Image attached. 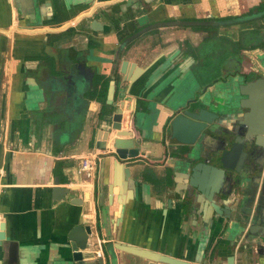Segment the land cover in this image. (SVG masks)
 <instances>
[{"label": "crops", "instance_id": "obj_1", "mask_svg": "<svg viewBox=\"0 0 264 264\" xmlns=\"http://www.w3.org/2000/svg\"><path fill=\"white\" fill-rule=\"evenodd\" d=\"M174 22L198 24L139 34ZM232 48L246 63L264 57V0H0V264H10L9 242L17 244L13 264H72L61 244L76 225L91 230L80 264H165L117 244L188 264H227L231 256L233 264H264V240L261 248L230 246L215 224L201 239L169 192L181 162L167 141L170 121L212 93L211 81L236 71ZM122 61L144 70L132 84L122 82ZM124 97L144 107L128 128L139 158L121 162L101 113L109 105L114 113ZM100 131L109 132L105 150L96 148ZM85 158L95 160L90 179L81 172ZM55 187L69 189L61 202Z\"/></svg>", "mask_w": 264, "mask_h": 264}, {"label": "water", "instance_id": "obj_2", "mask_svg": "<svg viewBox=\"0 0 264 264\" xmlns=\"http://www.w3.org/2000/svg\"><path fill=\"white\" fill-rule=\"evenodd\" d=\"M197 24L192 22L157 23L141 30L139 34L153 28ZM79 69L86 79L88 73L85 74L84 70ZM143 73L144 70L137 67L135 63L122 61L120 64L119 74L122 75V82L126 85L135 82ZM240 95L244 97L240 107L249 111L244 115L243 122L250 126L247 129V136L257 134L256 146L264 145L261 144L264 135V80L241 87ZM126 102H128L127 98L121 99L114 113L111 111L112 106L109 105V109L104 108L101 116L103 121L108 123L109 130L115 132L112 148L116 159L121 162L139 158L140 149L134 146V140L128 128L131 113L135 112L131 119L134 120L133 125L137 127L135 120L139 114H143L144 107L143 101H136L134 106H128ZM203 103L199 98L188 101L175 111L176 116L170 121L168 144L173 146L181 162L174 169L172 175L174 187L169 192L173 191L174 196L177 197L175 201L181 217H187L193 221L194 226L198 227V237L201 239L209 236L211 228L215 224L222 228L223 236L225 233L230 234V246L239 242L242 249H246L249 244H256L261 248L262 240H264L261 239L264 238V216L261 215L260 208L255 204L252 206L253 196L259 192L261 180L253 184L251 178L241 176L238 170L234 169L240 152V147L235 143L227 155L221 157L216 165H211V157L214 155L213 159L217 158L218 156L215 154L219 151L217 139H213L208 134V130L213 128V118H216V115L200 108ZM105 112L109 113L107 119ZM108 135V131H100V137L96 144L98 150L106 149ZM127 163L123 167L126 174L125 181L132 184L134 180L130 178V174L134 164ZM52 191L56 195L53 198L56 202L63 201L64 197L69 194V189L58 187L53 188ZM168 206H172V199H168ZM4 227L0 216L1 248L6 241ZM90 236L89 226L76 225L66 232L61 247L70 253L72 264L83 262L85 252L89 247ZM250 236L255 239L258 236L262 237L251 242ZM116 248L155 262L188 264L131 246L117 244ZM16 250L17 244L9 242L6 252H4V256L8 255L7 263H17L18 253ZM227 264H233L232 256L227 259Z\"/></svg>", "mask_w": 264, "mask_h": 264}, {"label": "flooded vegetation", "instance_id": "obj_3", "mask_svg": "<svg viewBox=\"0 0 264 264\" xmlns=\"http://www.w3.org/2000/svg\"><path fill=\"white\" fill-rule=\"evenodd\" d=\"M232 49L240 58L236 71L220 75L210 82L208 88L213 91L205 95L200 108L216 115V118H213V128L208 130V134L217 139L219 151L215 154L217 158L213 159L214 155L211 157V165H216L221 157L227 155L234 143L239 146L240 152L234 169L238 170L241 176L251 178L253 184L261 180L260 190L253 196L252 202V206L255 204L260 208L264 206V145L256 146L257 134L247 136L250 126L243 122L244 115L249 111L240 107L244 99L240 95V88L264 80V57L263 62L258 64L246 63L239 49ZM262 139L261 144H264V135Z\"/></svg>", "mask_w": 264, "mask_h": 264}, {"label": "built area", "instance_id": "obj_4", "mask_svg": "<svg viewBox=\"0 0 264 264\" xmlns=\"http://www.w3.org/2000/svg\"><path fill=\"white\" fill-rule=\"evenodd\" d=\"M81 172L86 178H93L95 173V160L93 158L83 159L81 161Z\"/></svg>", "mask_w": 264, "mask_h": 264}, {"label": "rangeland", "instance_id": "obj_5", "mask_svg": "<svg viewBox=\"0 0 264 264\" xmlns=\"http://www.w3.org/2000/svg\"><path fill=\"white\" fill-rule=\"evenodd\" d=\"M262 59H263V58L261 57V58H260V62H263V60H262ZM212 60L214 61V59H213V58H210V62H211Z\"/></svg>", "mask_w": 264, "mask_h": 264}, {"label": "trees", "instance_id": "obj_6", "mask_svg": "<svg viewBox=\"0 0 264 264\" xmlns=\"http://www.w3.org/2000/svg\"><path fill=\"white\" fill-rule=\"evenodd\" d=\"M102 107L104 108L105 106H102ZM103 111H104V109H103ZM102 113H103V112H102ZM102 113H101V114H102Z\"/></svg>", "mask_w": 264, "mask_h": 264}]
</instances>
